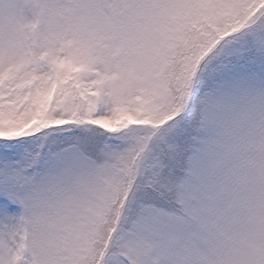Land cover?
Segmentation results:
<instances>
[{
	"label": "snow or ice",
	"instance_id": "obj_1",
	"mask_svg": "<svg viewBox=\"0 0 264 264\" xmlns=\"http://www.w3.org/2000/svg\"><path fill=\"white\" fill-rule=\"evenodd\" d=\"M0 264H264V0H0Z\"/></svg>",
	"mask_w": 264,
	"mask_h": 264
}]
</instances>
